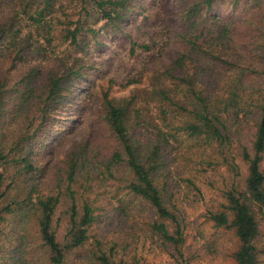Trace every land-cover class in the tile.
Returning <instances> with one entry per match:
<instances>
[{"label": "trees", "instance_id": "1", "mask_svg": "<svg viewBox=\"0 0 264 264\" xmlns=\"http://www.w3.org/2000/svg\"><path fill=\"white\" fill-rule=\"evenodd\" d=\"M217 1L176 0L178 56L126 95L113 94L112 79L91 92V125L107 128L112 149L93 145V132L63 156L50 138L76 121L67 107L85 68L76 57L47 71L25 47L34 33L51 45L56 27L74 47L100 23L122 31L133 0L0 2L13 12L0 17V264H143L120 254L140 239L182 259L187 220L174 166L221 182L224 201L208 218L235 234V264L264 262V0L227 16ZM128 38L132 54L155 47Z\"/></svg>", "mask_w": 264, "mask_h": 264}, {"label": "rangeland", "instance_id": "2", "mask_svg": "<svg viewBox=\"0 0 264 264\" xmlns=\"http://www.w3.org/2000/svg\"><path fill=\"white\" fill-rule=\"evenodd\" d=\"M4 1L0 2L4 4ZM133 4L136 10L131 17L133 21L124 24L122 31L112 30L100 23L97 25L99 31L96 35H82L81 46L74 47L69 42L62 41L60 27H56L53 33L56 38L51 45H47L44 39L34 33L25 47L24 53H28L30 63L47 71L64 70L65 64H72L76 57L81 59L79 64L86 71L84 78L75 81L70 96L71 107H67V110H75L76 121L65 127L62 124V128L58 127V131L56 130L50 138L53 143L61 142L58 156L66 153L73 140L80 141L93 132V145L107 147L101 151H110L112 141L109 139L107 128L97 129L95 125H91L92 112L96 109L95 96L91 95V92L94 91L95 94L99 85L103 83L107 86L112 79L113 94L126 95L130 90L129 84L140 80L142 73L144 82L149 78L150 69L157 65H168L171 59L183 50L177 36L181 20L176 0H133ZM252 6L254 3L246 4V0H239L238 3L234 0H218L213 9L222 16H227L228 13L251 14ZM137 12L140 14H136ZM12 13L0 6V17H7ZM128 35H132L139 42L153 41L155 47L150 52L138 48L137 52L132 54ZM5 68H8V65H1L0 71ZM69 130L68 136L66 135L65 140L62 138V141L61 137ZM181 161L178 156L175 164L181 167ZM180 170L174 166L172 174L177 187L179 206L183 208L187 220L185 256L177 261L144 239L132 244L127 251H120V254H125L128 258L136 256L143 264H235L232 257L237 244L235 234L225 227L216 228L207 216L212 207L216 208L219 202L224 201L221 182L213 181L218 183L215 188L207 178L199 177L193 181L187 172ZM207 176L209 178L208 174ZM106 227L107 225L101 224L96 227V232L104 235ZM262 236L264 237V228Z\"/></svg>", "mask_w": 264, "mask_h": 264}]
</instances>
